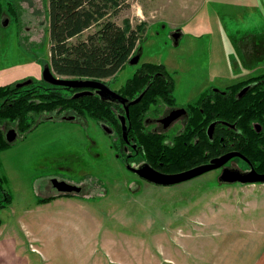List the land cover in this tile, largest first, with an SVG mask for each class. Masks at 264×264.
<instances>
[{
  "label": "rangeland",
  "instance_id": "374dc122",
  "mask_svg": "<svg viewBox=\"0 0 264 264\" xmlns=\"http://www.w3.org/2000/svg\"><path fill=\"white\" fill-rule=\"evenodd\" d=\"M17 3L19 20L5 13L9 22L0 34V84L42 83L44 65L50 64L48 0ZM129 3L114 20L145 24L140 63L165 64L175 79L177 104L247 78L242 71L250 64L261 63L254 74L264 73L257 44H264V0ZM178 30L182 37L175 44ZM239 43L245 50L232 51ZM137 67L126 64L116 85L123 86ZM114 142L92 118L79 124L58 117L42 120L0 151V180L13 198L0 211V230L38 238L26 243L30 260L37 259L30 264H232L233 255L234 264H246L251 257L244 251L261 252L264 183H222L217 171H209L174 185L152 184L125 167ZM43 164L58 170H41ZM51 174L83 186L82 193L40 203L45 197L38 183ZM34 215H42V223ZM0 251L13 248L0 243Z\"/></svg>",
  "mask_w": 264,
  "mask_h": 264
},
{
  "label": "trees",
  "instance_id": "16d2710c",
  "mask_svg": "<svg viewBox=\"0 0 264 264\" xmlns=\"http://www.w3.org/2000/svg\"><path fill=\"white\" fill-rule=\"evenodd\" d=\"M129 6V0H48L50 65L53 71L68 77H115L134 55L139 54L142 34L146 29L143 23L133 27L127 18L123 25L114 20L119 12ZM4 13L19 20L17 0H0V34L4 29L1 26V15ZM87 31L89 32L84 35ZM247 85H250V89L241 98H237V93ZM173 89L174 80L165 65L150 62L141 64L123 88L124 94L130 99L146 90L141 101L130 107V118L136 129L132 135L141 143L147 161L152 162V157L157 155L159 159L156 164L164 161V171L188 168L192 162L193 147L190 145L193 138L207 139L205 131L208 123L214 118H220L235 123L237 129L222 132V128L218 127L215 137L218 136L219 146L221 136L228 138V144L234 143L236 149L251 158L258 171L264 172L263 72L228 86L226 93H204L196 104L190 106V111L196 110V113L183 134L176 137L180 139L179 144L167 150L164 141L159 140L160 136L146 130L142 120L152 104H173ZM211 96L216 98L215 104H210ZM72 100L74 99L59 88L44 89L35 81L21 88L0 84V124L3 121L17 123L21 131H27L33 123L28 121L32 113L54 112L59 107L66 108L67 103ZM77 101L89 117L113 123V108L108 103L99 98L94 102L92 97ZM210 107L217 114L212 118ZM196 114L200 118H196ZM204 114L209 115L204 118ZM255 124L260 125L259 132ZM201 142L203 141L200 140L199 143ZM7 146L9 144L0 130V151ZM204 153L202 150L201 154ZM54 198L56 197L42 198L39 202H48ZM12 201L11 193L3 188L0 180V211Z\"/></svg>",
  "mask_w": 264,
  "mask_h": 264
},
{
  "label": "flooded vegetation",
  "instance_id": "af4514ba",
  "mask_svg": "<svg viewBox=\"0 0 264 264\" xmlns=\"http://www.w3.org/2000/svg\"><path fill=\"white\" fill-rule=\"evenodd\" d=\"M4 15H5V13L1 15V26L2 27H4V24H5L6 19H7V18H5ZM260 45H262L261 49L264 53V44L260 43ZM129 63H130V61H129ZM143 63H145V62L140 63V60H139V63L136 64L138 66L137 69ZM150 63H153V62H150ZM156 64H163V63H156ZM163 65H165V64H163ZM137 69L134 72V74L137 72ZM166 69L168 70L167 67H166ZM168 72L170 73L172 79L174 80V89H175L174 76L169 70H168ZM134 74H133V76H134ZM55 75L58 77H61V78H69L68 76H61V75H58L56 73H55ZM117 75L115 77H109V78H92V77H70V78L94 79L96 81H101V82L105 83L107 86H109V88H111L113 91L117 92L122 97L126 98L127 99L126 104H128L131 100L137 98L141 93L132 99L127 97L124 94L123 88L127 84L128 80L130 78H132L133 76L130 77L123 86L118 87L116 85ZM250 77H252V76H249V77L242 79V80H246ZM37 84L40 85L44 89H46V88H59L62 92L67 93L68 96H70L74 100L68 102L66 108L59 107L54 112H47V113H43V114L42 113H32L29 116L28 121H33V123L29 127V129H27V131H21L19 126L17 125V123H13V122H9V121H3L0 124V130L2 131V134H3V136L7 142H8V136H10V135L16 136V139L14 140V141H16L21 136L25 135L29 131L36 128L38 126V124L44 119H53V118H58V117L65 119V117H67L68 119H65V120H69V121L79 123V124H84L86 122L87 118H91V117H89L87 114H85L84 109L81 106V103H78L77 100L78 99L80 100L81 98H84V97H92L94 102L97 101V99L99 98L100 100L111 105L113 108L112 109L113 113H114L113 123H108L106 121H102L101 119H98V120L94 119V118H92V119H94L97 122V124L102 127V129L104 131H106L108 134H111L112 136H114V141H115L114 145L116 146V148L119 151L123 152V156H124L123 158H124V163H125L126 168H128V167L138 168V167L143 166L144 164H149L150 166H152L156 170L161 171L163 173H177V172L185 171V170H188V169H191V168L203 165V164H209L214 158L220 157V156L225 155L229 152H239L241 155H235L231 159H229L223 166H221L219 168L211 169L209 171H217L218 177L220 176V174L224 170H233V171H237L240 173H244V172H248L252 168H254L258 171V169L254 165V163L251 161V158L247 154H245L243 151H241L239 149H236L234 147V143L228 144V138L226 139L224 136H221L220 141H222V142H221V145L219 146L218 136L215 137V134L217 133L216 129L218 127H221L222 132L223 131L225 132V130L227 131L228 129L236 131L237 125L235 123H230L229 121L224 120V119H220V118L212 119L206 127L205 132L207 134V139L206 138L200 139L198 137H194L193 142H191L190 146L193 147L192 151H191V154H192V158H191L192 162H190L191 165L188 168L183 169V170L168 172V171L163 170L164 162L160 161L159 164H156L157 159H159V157H157V155H155V157H152L153 158L152 162H149L145 159V157H144L145 152H144V149H143L141 143H139L136 140L137 138L135 135H132V132L136 131V129H134L132 126L130 115H129V117L126 118V122H125L127 137L124 136V131H123V124L124 123L122 122V119H121L122 116L126 114L124 103H122L119 100L113 101L110 98L101 97V95L97 92V89L93 88V87L72 88V87L56 86L53 84H49V83L45 82L44 80L42 83H37ZM231 85H233V84H231ZM247 86H250V85H247ZM24 87H26V86H24ZM227 88H228V86H226L225 88H212L206 92H208L211 95L213 93H217V92L226 93ZM174 89H173V93H172L173 97H174V103L173 104H167L165 102H158L156 104H152L150 106V108L147 110V112L145 113L144 119L142 120L143 126L146 128V130H149L150 132H153V133H157L160 136L159 140L164 141V144L166 145L165 149L167 148V150L169 148L175 147L176 144H179L180 139L179 138L177 139L176 137L181 136L183 134L185 128L190 123L189 122L190 119L193 118L195 116L194 114L196 113V110L190 111V106L193 104H196L198 102V100L201 98V96L204 93H206V92L201 93L199 98L192 103H189L186 105H181V104H177V102H176V98L174 96ZM81 92H88V93L86 95H83V96H76ZM209 100H210V104L216 103V98L213 96H211L209 98ZM213 107H214V105H213ZM213 107H210L211 118L213 116L217 115L216 110L213 109ZM201 110L203 111L202 108H201ZM203 113H205V112H203ZM56 114H57V116H56ZM191 114H192V116H191ZM208 115L209 114H204V118H207ZM196 118H200V115L196 114ZM212 123H216V124L214 126L213 134H212V136H210L208 130H209L210 125ZM255 127L257 128V131H258V128H260V125L255 124ZM239 136H241V135H239ZM200 140L203 141V142H201V144L199 143ZM13 142H10V143L8 142V144L9 145L13 144ZM184 143H187V142L184 141ZM202 150L205 152L204 155L201 154ZM43 165H44L42 167L43 169H41V170H46V171H50L53 173H56L54 170H56V171L58 170L56 165H53L51 167H48L49 166L48 164H43ZM129 171H131L139 179L145 180V179L141 178L136 172L132 171L131 169H129ZM209 171H207V172H209ZM258 172L264 173L261 171H258ZM54 179H57L58 181H56ZM61 182H66V181L58 179L57 177H54L52 174H51L49 179H45L43 181H40L38 183V189H39V192L42 194L41 196H44L45 198L50 197V196H54L56 198L66 197V196L71 197L72 195L80 194L83 191V186L80 187V185H78V184L76 186H79L81 188L79 192L75 191V190H73V191L60 190V188H59L60 186L62 188L66 187ZM66 183H68V182H66ZM149 183H152V182H149ZM69 184H71V183H69ZM152 184H154V183H152ZM72 185H75V184L72 183ZM132 187H136V183H134V185H132Z\"/></svg>",
  "mask_w": 264,
  "mask_h": 264
},
{
  "label": "water",
  "instance_id": "95a60500",
  "mask_svg": "<svg viewBox=\"0 0 264 264\" xmlns=\"http://www.w3.org/2000/svg\"><path fill=\"white\" fill-rule=\"evenodd\" d=\"M8 20L5 22L4 25L8 24ZM181 36L180 31H176V33L173 34V38L175 40V44H178L179 38ZM140 60V54L134 55L130 59V63L136 65L139 63ZM42 78L45 82L49 84H53L56 86H64V87H72V88H82V87H93L97 89V92L101 95V97L110 98L113 101L119 100L122 103H124V107L126 110V114L122 116V122L123 124V131L124 136L126 135V118L130 115V107L137 104L144 96L145 91H143L137 98L131 100L128 104H126L127 99L122 97L117 92L113 91L109 86H107L105 83L101 81H96L94 79H78V78H61L55 75V72L53 71L50 64H45L42 72ZM33 83V80H26L22 83H19L16 85V87H24L31 85ZM250 89V86L244 87L239 93L237 94L238 98H241L248 90ZM88 92H81L76 96H83L86 95ZM65 119H68L65 117ZM216 123H212L210 125V128L208 130L209 135L212 136L214 126ZM258 131H260V128H258ZM16 139V136L10 135L8 136V142H13ZM235 155H241L239 152H229L225 155H222L220 157L214 158L209 164H203L185 171L177 172V173H163L161 171L156 170L149 164H144L141 167L133 168L128 167L132 171L136 172L141 178L152 182L157 185H174L181 182L188 181L192 178H195L201 174H204L205 172L219 168L223 166L229 159H231ZM58 181L57 179H54ZM219 181L222 183H241V184H247V183H264V173L258 172L256 169L252 168L248 172L240 173L233 170H224L220 176ZM66 187L62 188L59 187L60 190L64 191H80V187L76 185H72L66 182H61Z\"/></svg>",
  "mask_w": 264,
  "mask_h": 264
},
{
  "label": "crops",
  "instance_id": "0c3cea01",
  "mask_svg": "<svg viewBox=\"0 0 264 264\" xmlns=\"http://www.w3.org/2000/svg\"><path fill=\"white\" fill-rule=\"evenodd\" d=\"M159 6L161 7L162 5H160L159 4ZM161 10V9H160ZM160 10H159V12H160ZM189 14H190V12H189ZM194 14H196V13H194ZM179 31V30H178ZM182 37V34H181V36H180V38ZM180 38H179V40H180ZM260 42V41H259ZM257 43V42H256ZM258 44V46H260V44L259 43H257ZM251 46V45H250ZM250 46H248L247 48H246V53L247 54H250V56L249 57H251V55L252 54H254V53H250L249 52V49L251 48ZM262 46V45H261ZM233 48H234V50L236 51V49H243L242 51H244L245 50V47H244V44H242V43H239V44H236V45H232V51H234L233 50ZM235 59H236V57H235ZM257 63V62H256ZM256 63H254V64H256ZM259 67V68H258ZM262 67V64L260 63L259 65H257V66H254L253 64H250L249 65V68H248V71H242V73L243 74H247L248 75V77L249 76H253V75H256V74H254V73H256L258 70H260V69H263V68H261ZM245 79V78H244ZM63 198H65V197H58V198H55L53 201H60V199H63ZM65 202V201H64ZM50 205V203H48V204H45V206L47 207V206H49ZM40 207H42L41 205L38 207V208H40ZM37 211H40L41 213H42V210H36L35 212H37ZM34 212V213H35ZM33 213V214H34ZM34 216H38V215H34ZM41 216L42 215H39L38 217H39V222L40 223H42V219H41ZM51 224V222H49L48 224H46L47 226L48 225H50ZM3 225V223L0 225V227ZM4 231H2V230H0V243H2L4 246H5V249H6V247H9V248H13V251H0V264H30V263H32V262H37V259H34V260H30V258H29V256H28V252L27 251H32V249L31 248H28L27 246H26V243L29 241V243L30 242H33V243H31V244H33L34 245V241H36V240H38V238L35 236V235H33V240L34 241H32V240H30V238H29V236H31L30 235V233L28 234L26 231H24L23 230V235H24V237L22 238V237H20V236H16L15 235V233H11V235H6V236H4L5 235V233H3ZM28 232H30L29 230H28ZM35 236V237H34ZM95 250H97V249H95ZM94 250V251H95ZM15 251H17V252H15ZM38 251H40V250H38ZM250 252H252V251H250ZM30 253V252H29ZM244 253V255L246 256V258L248 259V256H250L251 257V262L249 261V259H248V261L246 260V259H244L243 260V262L244 261H246L247 263L246 264H264V247L262 248V250H261V252L260 253H258L257 255L254 253V256L252 255V254H250V255H247V254H245V251L243 252ZM238 258V257H237ZM235 259H236V256L235 255H233L232 256V260H234L235 261ZM229 260H231V259H227V261H229ZM239 260H241V255L239 256ZM254 260V262L252 263V261ZM234 261H233V263L232 264H234ZM236 264H240V263H236Z\"/></svg>",
  "mask_w": 264,
  "mask_h": 264
}]
</instances>
